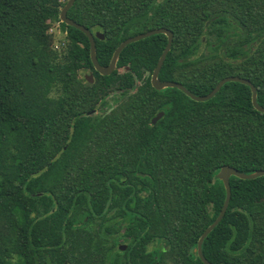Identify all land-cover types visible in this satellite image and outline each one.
Instances as JSON below:
<instances>
[{
	"label": "trees",
	"instance_id": "trees-1",
	"mask_svg": "<svg viewBox=\"0 0 264 264\" xmlns=\"http://www.w3.org/2000/svg\"><path fill=\"white\" fill-rule=\"evenodd\" d=\"M66 1L0 0V264H204L194 249L225 198L215 174L264 170V112L236 81L204 101L155 89L163 33L126 45L101 75L87 36L60 21ZM67 16L103 33L102 66L127 37L165 27L160 80L205 95L243 77L264 106V0H75ZM229 184L202 253L264 264V175Z\"/></svg>",
	"mask_w": 264,
	"mask_h": 264
},
{
	"label": "water",
	"instance_id": "water-1",
	"mask_svg": "<svg viewBox=\"0 0 264 264\" xmlns=\"http://www.w3.org/2000/svg\"><path fill=\"white\" fill-rule=\"evenodd\" d=\"M74 1L75 0H67L65 5L61 7L60 12H59L60 21L64 22L67 25H71V26L81 30L87 36V38L89 40V54H90L91 62L93 64L95 70L98 71L101 75H108L114 71V69L116 68V62H117L119 53L129 43H132V42L140 40L142 38L151 36L153 34L164 33L167 36V43H166L165 47L163 48L162 53L160 54L158 61L156 63V66L153 69V72L151 74V84L155 89L160 90V89H163L166 87H176V88L182 90L184 93H186L192 99H194L196 101H204V100H208L209 98L214 96L215 93L220 89V87L224 83H226L228 81H236V82L246 84L250 87L252 105L254 106V108L256 110L264 112V106L260 105L257 102V89H256V87L253 85V83L250 80L243 78V77L226 76V77L220 79L217 82V84L213 87V89L205 95H196V94L192 93L189 89H187L184 85H182L181 83L176 82V81H161L158 78V73L160 71V68H161L163 62H164V59L167 55V52L169 51V49L171 47L172 40H173V33L169 29L164 28V27L153 28V29H150V30H147L144 32H140L136 35H133V36H130V37L124 39L114 49L112 56H111V59H110V62L105 66L100 65L98 60H97V57H96L95 38L103 39L104 35L100 31L91 32L87 27L83 26L80 23H77L76 21H74L73 19H71L70 17L67 16V10L72 6ZM85 78H87L91 81L92 80V74L85 75ZM162 115H163L162 111L158 112L154 117H152L151 122L155 123L159 118L162 117ZM232 175L237 177V178H240V179H252V178L264 175V170L260 169V170L252 171L250 173H244L242 171L235 169L234 167H231L229 165H224V166L220 167V169L215 174L216 178L221 180L223 183V186L225 188V198H224L223 204H222L217 216L203 230V232L201 233V235L199 236V238L197 240L196 248L194 249V251L197 253V255L199 256V258L202 260V262L204 264H212V263L204 257L202 250H201V245H202V242H203L204 238L206 237V235L220 222V220L222 219V217L225 214V211L228 207V203H229L230 196H231V188H230V184H229V178ZM125 248H126L125 244L119 245L120 250L123 251Z\"/></svg>",
	"mask_w": 264,
	"mask_h": 264
},
{
	"label": "rangeland",
	"instance_id": "rangeland-1",
	"mask_svg": "<svg viewBox=\"0 0 264 264\" xmlns=\"http://www.w3.org/2000/svg\"><path fill=\"white\" fill-rule=\"evenodd\" d=\"M49 31L53 35L54 48L60 50L64 46L65 41H66L65 33L61 31L58 22L52 23L50 28H49ZM203 51H207V49H203ZM85 74H89V70L88 69L81 70L80 75L84 76ZM114 97H115V95L109 97L107 99V103H109V104L107 106H105L103 110L96 111V114H99L100 112H102L104 110H107L110 105L114 104V102H115V98Z\"/></svg>",
	"mask_w": 264,
	"mask_h": 264
},
{
	"label": "flooded vegetation",
	"instance_id": "flooded-vegetation-1",
	"mask_svg": "<svg viewBox=\"0 0 264 264\" xmlns=\"http://www.w3.org/2000/svg\"><path fill=\"white\" fill-rule=\"evenodd\" d=\"M158 28V27H157ZM165 28V27H164ZM153 29V28H152ZM150 30V29H149ZM147 31V30H146ZM91 32H95V31H91ZM142 32H144V31H142ZM140 33V32H139ZM138 34V33H137ZM164 34V33H163ZM136 35V34H135ZM133 36V35H132ZM130 37V36H129ZM128 38V37H127ZM167 43V42H166ZM165 47V46H164ZM162 53V52H161ZM168 53V52H167ZM110 62V61H109ZM94 67V66H93ZM155 68V67H154ZM116 69V68H115ZM114 69V70H115ZM161 69V68H160ZM153 72V71H152ZM160 72V71H159ZM89 74H92L91 73V71L89 70ZM152 74V73H151ZM85 75H87V74H85ZM84 75V76H85ZM158 75H159V73H158ZM159 78V77H158ZM92 81V80H91ZM161 81H163V80H161ZM164 81H172V80H164ZM176 82H178V81H176ZM150 83H151V75H150ZM180 83V82H179ZM182 84V83H181ZM152 85V84H151ZM183 85V84H182ZM182 91V90H181ZM186 94V93H185ZM120 245H122V244H120ZM126 245V244H125ZM122 251V250H121Z\"/></svg>",
	"mask_w": 264,
	"mask_h": 264
}]
</instances>
